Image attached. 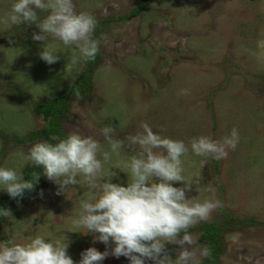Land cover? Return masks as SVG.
<instances>
[{
	"label": "rangeland",
	"instance_id": "1",
	"mask_svg": "<svg viewBox=\"0 0 264 264\" xmlns=\"http://www.w3.org/2000/svg\"><path fill=\"white\" fill-rule=\"evenodd\" d=\"M13 2L0 0V15ZM74 3L77 11L96 17L94 38L100 48L94 61H80L70 70L65 65L72 49L62 44H57V63L48 65L39 58L42 43L31 38L39 31L35 25L9 30L0 26V133L8 136L0 137V167L21 173L28 149L40 142L21 145L13 140L45 125L28 101L58 96L81 74L91 75V98L70 100V115L62 122L65 137L79 131L106 150L101 135L105 126L115 128L114 135L122 139L142 132L141 125L147 123L155 133L185 144L202 135L222 141L236 128L239 143L226 158H209L203 167V158L191 151L182 158L184 175L193 181L188 195L193 201L216 199L222 204L206 221L227 227L219 235L222 253L216 264H264V59L250 54L264 39V0ZM138 6L140 11L133 14ZM182 90L187 94H180ZM132 154L122 152L125 157ZM111 171L117 174L112 183L127 186L126 173ZM40 176L28 201L10 207L12 217L1 219L0 241L27 243L36 235L55 241L66 236L75 264L89 247L105 251L103 243L94 242L96 234L70 232L80 202L89 195L87 187L78 183L56 195L57 186L42 172ZM5 193L0 189V202ZM202 223L189 232L208 246L199 239ZM166 248L174 259L178 246ZM101 264L129 261L108 256Z\"/></svg>",
	"mask_w": 264,
	"mask_h": 264
},
{
	"label": "clouds",
	"instance_id": "2",
	"mask_svg": "<svg viewBox=\"0 0 264 264\" xmlns=\"http://www.w3.org/2000/svg\"><path fill=\"white\" fill-rule=\"evenodd\" d=\"M21 25H35L39 30L31 38L42 43L39 58L48 65L60 60L57 44L72 49L65 65L69 70L80 61H94L99 52L100 41L94 38L97 19L77 11L74 0H14L10 10L0 15V26L9 30ZM257 48L250 54L264 59V39L257 42ZM141 127L142 132L122 139L114 135L115 128L103 127L106 150L93 137L72 131L63 139L52 137L56 143L33 144L24 156L25 165L41 168L57 186L56 195L66 194L78 183L87 187L89 195L80 202L70 232L94 233V242L103 243L106 250L87 248L80 253L79 264H101L108 256L126 257L129 264H202L212 256L210 247L200 245L189 229L206 222L222 204L216 199L199 202L189 198L193 181L184 175L182 158L191 151L203 158L201 167L209 158H226L239 143L238 130L233 128L222 141L202 135L185 144L155 133L147 123ZM125 151L134 154L122 156ZM111 169L127 174V186L111 182L117 175ZM30 175L24 179L23 173L0 167V189L18 200L39 183L41 172ZM0 217H12L11 210L0 208ZM169 244L178 246L174 259L166 248ZM68 247L66 236L51 241L36 235L27 243L4 240L0 241V264H75Z\"/></svg>",
	"mask_w": 264,
	"mask_h": 264
},
{
	"label": "trees",
	"instance_id": "3",
	"mask_svg": "<svg viewBox=\"0 0 264 264\" xmlns=\"http://www.w3.org/2000/svg\"><path fill=\"white\" fill-rule=\"evenodd\" d=\"M140 11V6H138L136 14ZM92 66V65H90ZM91 75L81 74L79 80L76 83L69 86L67 90L59 94L54 98L39 97L35 100H29L30 110L37 117H41L45 122V125L36 130H32L23 137L15 136L13 138L14 142L17 144L25 145L27 143L37 142V141H48L50 143H56L57 141L52 140V137H58L60 139L65 138L62 122L68 118L70 115V109L68 107L70 100H86L91 98ZM15 89V87H12ZM16 91V89H15ZM17 92V91H16ZM16 95L15 92H10L9 95ZM24 96V95H23ZM1 139L8 137L5 133H0ZM38 171L42 172L41 168H33L30 165L25 166L21 173L24 175V179L31 178V172ZM41 176L39 177L40 182ZM38 184L34 191H25L24 195L20 199H12L7 193L4 194L2 201L0 202V208H10L16 205L25 204L28 199L36 192ZM2 217H0L1 221ZM254 221L253 219H250ZM218 222H205L199 225L198 229L200 231V240L206 242L211 249L212 256L210 259H203L202 264H216L218 256L222 253L220 232L227 227L217 224ZM218 226V227H217ZM220 229V230H219ZM189 231H192L189 230Z\"/></svg>",
	"mask_w": 264,
	"mask_h": 264
}]
</instances>
